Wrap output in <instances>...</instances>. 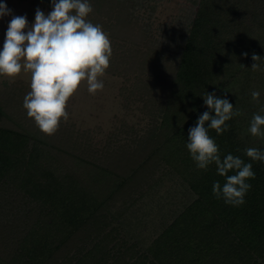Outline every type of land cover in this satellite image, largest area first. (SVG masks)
Wrapping results in <instances>:
<instances>
[{
	"label": "trees",
	"instance_id": "trees-1",
	"mask_svg": "<svg viewBox=\"0 0 264 264\" xmlns=\"http://www.w3.org/2000/svg\"><path fill=\"white\" fill-rule=\"evenodd\" d=\"M140 1L89 0L93 11L86 17L109 34L106 72L134 78L131 93L143 96L151 113L138 146H108L98 154L88 143L78 146L62 120L47 136L27 117L24 97L0 94V264H264V162L245 155L264 147L245 141L236 117L223 134L209 130L222 159L231 153L252 163L255 178L239 207L215 198L212 185L223 186L225 177L214 163L198 169L186 148L189 128L208 110L207 92L232 103L223 96L230 80L217 76L234 64L221 61L223 46L234 53L250 42L253 55L264 51V0H198L187 28L177 38L167 35L168 46L146 29ZM32 3L52 10L51 0ZM160 167L178 175L193 197L148 241H137L120 218Z\"/></svg>",
	"mask_w": 264,
	"mask_h": 264
},
{
	"label": "clouds",
	"instance_id": "clouds-1",
	"mask_svg": "<svg viewBox=\"0 0 264 264\" xmlns=\"http://www.w3.org/2000/svg\"><path fill=\"white\" fill-rule=\"evenodd\" d=\"M51 6L47 15L37 8L29 25L26 15H12V10L0 3V17L12 15L0 50V76L12 82L22 70L31 74L30 91L22 106L27 117L47 136L58 131L61 120L68 121L67 103L81 82H87L92 95L103 90L104 83L98 78L105 75L113 55L109 34L100 24L86 19L93 11L89 0H51ZM260 58L252 56L253 71L262 70L256 63ZM251 95L258 103L260 93L253 91ZM203 102L208 110L189 128L186 148L198 169L207 170L214 163L217 173L225 177L223 186L219 181L212 185L215 198L239 207L252 187L248 181L255 178L252 163L231 153L222 159L209 130L223 134L230 127L226 122L242 113L215 91L207 92ZM261 111L264 112V107ZM247 131L264 139V115L253 114ZM245 155L253 162H264V150L247 148ZM230 171L235 174L228 175Z\"/></svg>",
	"mask_w": 264,
	"mask_h": 264
},
{
	"label": "rangeland",
	"instance_id": "rangeland-1",
	"mask_svg": "<svg viewBox=\"0 0 264 264\" xmlns=\"http://www.w3.org/2000/svg\"><path fill=\"white\" fill-rule=\"evenodd\" d=\"M252 1L245 0L248 3ZM140 2L143 6L138 8V13L142 16L141 20L145 22L151 37L159 46H168L173 38L167 35L177 38L187 28V23L197 9L198 0H142ZM0 3L6 4L12 10V15H26L29 25L34 21L37 8L46 15L50 12L45 8L36 7L32 0H0ZM12 15L0 17V50H2ZM250 15L247 14V17L251 18L252 15ZM229 49L231 47L223 46L222 51L225 56H222L221 61L232 60L234 64L228 65V69H222L217 75L220 80L215 81L230 80L224 86L223 96H229L234 110L239 109L242 113L236 116L242 136L248 144L264 147V139L254 137L247 131L253 114L264 115L261 111L264 107V51L259 55L260 60L256 61L262 70L253 71L251 66L255 61H248V65L246 61L256 51V46L249 42L234 53L231 51V54ZM243 53L247 55H242ZM237 69L238 71L234 73ZM30 79L31 74L23 70L12 82L0 76V94L15 92L23 98L30 91ZM98 79L103 81L104 88L102 91H97L95 95L88 92L86 81L81 82L76 93L67 103L69 119L67 122L62 120V124L68 127L72 139L79 143L78 146L85 148L88 143L91 150L98 154L108 146L110 150H116L125 145L132 148L138 146L140 137L145 134L150 124L151 113L143 102L144 97L131 93V88H134V78L127 79L121 75L105 72V75ZM253 91L260 93L258 103L252 99ZM19 96H16L17 101ZM19 104H22V100ZM162 170L163 167H160L150 173L149 181L152 185L146 194L120 218L124 221V231L128 232L127 234L134 240L140 237L137 241H148L161 229L162 221H171L183 209V205L193 197L186 183L178 175L176 176L170 169L165 170L164 173ZM144 186L146 185L142 187ZM135 191L138 192L137 194L141 192L138 189ZM123 208L124 206L119 205L118 211L121 213ZM4 211H7V208ZM8 214H3V220L9 217ZM136 218L139 219L134 222ZM128 220H132L133 226L127 225Z\"/></svg>",
	"mask_w": 264,
	"mask_h": 264
}]
</instances>
